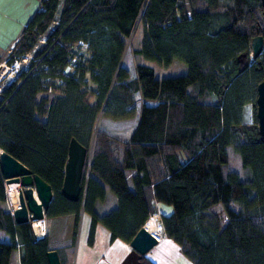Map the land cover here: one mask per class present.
Instances as JSON below:
<instances>
[{"label": "trees", "instance_id": "trees-1", "mask_svg": "<svg viewBox=\"0 0 264 264\" xmlns=\"http://www.w3.org/2000/svg\"><path fill=\"white\" fill-rule=\"evenodd\" d=\"M35 1L12 47L0 52L7 64L31 53L0 89V149L46 180L52 194L37 237L5 208L0 171V229L8 236L0 240V264H10L13 250L19 264H47L53 248L63 264L83 211L87 244L97 222L109 241L127 242L157 201L170 206L159 211L164 235L191 264H264V141L254 113L250 122L242 118L264 76V45L256 58L248 53L251 36L264 38L261 0ZM138 25L134 55L160 65L177 58L186 70L156 77L137 60L130 75L121 58ZM135 113L123 140L96 124L100 114ZM71 136L86 147L72 200L59 190ZM228 147L246 178L229 167ZM105 186L115 204L100 213L95 202L104 200ZM139 261L156 264L146 255Z\"/></svg>", "mask_w": 264, "mask_h": 264}, {"label": "rangeland", "instance_id": "rangeland-1", "mask_svg": "<svg viewBox=\"0 0 264 264\" xmlns=\"http://www.w3.org/2000/svg\"><path fill=\"white\" fill-rule=\"evenodd\" d=\"M220 2H222V0H220ZM32 8L33 7L25 8V9H29L32 11ZM24 11L27 12V10H24ZM141 32H142V27L140 25L136 26V28L133 30V32L130 34V36L126 39V44L124 47L125 51H124L122 58H121L122 63L127 67V70H129L130 75H133L132 66H133L134 61H137V60L152 66V68L154 69V74L156 77H162V75H173V74L183 73L186 70L185 62L180 60V59H177V58H173L172 61L169 62L168 64L160 65L152 59L149 60V59L143 58L141 55H138V56L134 55L131 52L130 45L136 46V47L139 46V43L141 40ZM4 41H5V39L3 40V42ZM8 43L9 44L6 47L3 46L0 49V52L5 51V50L9 49L10 47H12V46H9L11 42H8ZM82 49H83L82 45H78L75 47V50L83 51ZM30 54L31 53H29V52H25V54H23V56L15 58L13 60V62L10 64H7L3 60H2V62H0V89H1L3 83H5L9 79L13 78V76H14L13 74L15 73L17 68H20V67H23V69L26 68L25 63L27 62L28 58L30 57ZM69 69H70V66L68 65V66H66L65 71L69 70ZM88 84L91 85L92 83L88 81ZM243 107H244V109H243V113H242V118L246 122L252 121V118H253L252 113H254L255 107L253 109L250 102L245 103L243 105ZM135 116H136V114L132 115L131 117L110 118L108 116L100 114V116H98V118L96 120V124H98V126L100 128L102 127L104 129H106L110 134H114L119 139L123 140V138H125L127 136L128 131L134 126V124H135L134 122L136 119ZM227 151H228V165H229V167L234 169V170L239 171L241 177L246 178L248 176L249 171L247 170V168H243L241 166L237 152H235L231 147H228ZM4 185H6L8 192L5 194V199H4L3 203H4L5 208L11 214V209L13 207L18 206V203H17V198H18V193H19L18 190L20 189L21 186H20L19 182L17 183L15 181H9V182H7V184L4 182ZM105 189H106V193L104 196V200H97L95 202V209L100 213L105 212L106 210H108V208H110L111 206H113L115 204L114 195L111 193L109 188H107L106 186H105ZM161 205L167 206L166 204H164L162 202H161ZM232 205L234 207H237V205L234 203H232ZM155 207H156V205H155ZM156 209L157 210H155L154 212H152L151 214L148 215L150 217H149L148 223H146V225H144V227H145V229L149 230L156 237L157 242L153 246H151L149 248V250L144 255H146L147 257H150L152 260H154V259L158 260L159 264H187L188 260L185 259V257H183L182 254H180L178 249H175V250L172 249L171 244L166 242V238H165V235L163 233V228L161 227V222H160V217H159L160 209H158L157 207H156ZM212 209L217 214L220 215L221 223H222L225 219L224 218L225 214H223V209H222L221 205L218 203L213 204ZM31 221L29 223L31 225L32 231L35 228H38L40 225V227L41 226L43 227L42 233L44 234L45 226H46L44 215L40 219H37L39 224L35 225V228H33ZM39 229H41V228H39ZM77 232H78V235H77L76 242L78 241V239L80 242V240L83 239V237L86 235V233L80 232L79 228H78ZM33 233L37 237H40L37 234V233H39V231L38 232L33 231ZM95 242H96V248H95V251H96L97 247H99V242L97 240H95ZM77 247H78V245L76 243V245L74 246L73 252H67L65 254V259H64L63 264H74V261H76L75 259L78 256V253H77L78 248ZM126 247H128V246H126ZM117 250H118V247H114L113 245L109 246L106 243V245H103L101 247V249L99 250L102 253L99 258H103L106 261H107V259H109V260H115V262H118L123 257V255L122 254L118 255ZM161 254L166 256L162 259V261L159 260V258H161ZM176 255H178L179 257L182 256V259H184V260L177 259ZM75 256H76V258H75ZM14 260H15V250H13L11 252L10 264H17L16 260L15 261ZM96 261L98 262V259H96V260L91 259V262L89 264H95L94 262H96ZM101 264H103V263H101Z\"/></svg>", "mask_w": 264, "mask_h": 264}, {"label": "water", "instance_id": "water-1", "mask_svg": "<svg viewBox=\"0 0 264 264\" xmlns=\"http://www.w3.org/2000/svg\"><path fill=\"white\" fill-rule=\"evenodd\" d=\"M264 6V0H261ZM249 55L256 58L260 53L264 38L261 34L253 35L248 40ZM247 54L240 53L239 60H245ZM256 98L254 101L257 134L264 141V76L256 84ZM66 160L63 165L62 183L60 192L68 199H76L79 194L81 166L84 161L86 147L71 136L67 145ZM0 171L4 182H19L17 203L18 206L11 209L13 222H30L32 219H40L44 215L52 190L49 183L40 175L29 169L23 162L16 159L8 151L0 149ZM35 191V196H34ZM157 242L156 237L143 224L128 239V252L118 261V264H139V258L144 255L151 246ZM47 264H61L56 249L45 251Z\"/></svg>", "mask_w": 264, "mask_h": 264}, {"label": "crops", "instance_id": "crops-1", "mask_svg": "<svg viewBox=\"0 0 264 264\" xmlns=\"http://www.w3.org/2000/svg\"><path fill=\"white\" fill-rule=\"evenodd\" d=\"M36 3L35 0H0V49L4 46L6 47L9 43L11 42L9 46H12V39L14 38V36L18 33V31L20 30L21 26L25 23V20L29 17L31 10L29 9H25V8H31L33 7V5ZM32 6H31V5ZM30 5V6H29ZM24 10H27L24 11ZM5 39V41L3 42V40ZM9 50V49H7ZM137 116V113H135ZM135 116V118H136ZM136 120V119H135ZM133 128V127H132ZM7 193V192H6ZM156 207L160 210H169L170 206H163L161 205L160 201H157L155 203ZM80 224H79V229L80 232L82 233H86L87 234V227L89 224V215L83 211L81 213L80 216ZM108 235L109 232L106 229V227H104L100 222H97L95 225V235H94V242L92 245L87 244V242H85V237L86 235L83 237V239L76 242L78 245V256L76 258L75 256V260L74 264H89L91 262V259L96 260L98 259V262H94L95 264H117L118 262H115V260H109L107 259V261L103 258H99L101 256V251H99L101 249V247L103 245H109V246H114V247H118V255L122 254L123 256L126 254V252H128L129 249V244L128 241H124L121 240L119 238H115L111 241L108 240ZM166 242L170 243L172 246V249H178V245L175 241H173L172 238H168L166 237ZM8 236L0 229V240H7ZM95 240H97L99 242V247H97L96 251V242ZM105 244H104V243ZM128 246V247H126ZM178 251L180 252V249H178ZM178 252V253H179ZM180 254H182L180 252ZM183 255V254H182ZM177 259L179 260H184L182 259V256L179 257L178 255ZM166 257L163 254H161V258H159V260L162 261V259ZM183 257H185L183 255ZM185 259H187L185 257ZM15 260L16 263H18V256H17V252L15 251ZM14 260V261H15ZM155 260V259H154ZM188 262L187 264H191L190 260L187 259ZM106 261V262H105ZM100 262V263H99ZM156 264L158 263V260H155Z\"/></svg>", "mask_w": 264, "mask_h": 264}, {"label": "built area", "instance_id": "built-area-1", "mask_svg": "<svg viewBox=\"0 0 264 264\" xmlns=\"http://www.w3.org/2000/svg\"><path fill=\"white\" fill-rule=\"evenodd\" d=\"M30 221H31V220H30ZM39 228H41V229H39ZM42 228H43V227H42V226L40 227V225H39V227H38V228H35L33 231H34V232H38V231H39V233H37V234H38V236L41 237L42 234H43V233H42Z\"/></svg>", "mask_w": 264, "mask_h": 264}, {"label": "bare ground", "instance_id": "bare-ground-1", "mask_svg": "<svg viewBox=\"0 0 264 264\" xmlns=\"http://www.w3.org/2000/svg\"><path fill=\"white\" fill-rule=\"evenodd\" d=\"M6 192H8V190ZM34 196H35V191H34ZM31 223L33 225V228H35V225H38L39 224L38 221H37V219H32ZM143 226H144V224H143Z\"/></svg>", "mask_w": 264, "mask_h": 264}]
</instances>
